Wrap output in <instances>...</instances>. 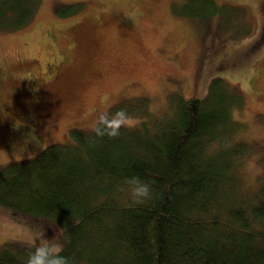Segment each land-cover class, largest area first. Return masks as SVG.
<instances>
[{"label": "trees", "instance_id": "trees-1", "mask_svg": "<svg viewBox=\"0 0 264 264\" xmlns=\"http://www.w3.org/2000/svg\"><path fill=\"white\" fill-rule=\"evenodd\" d=\"M40 1L0 0V30L29 22ZM235 1V10L262 17L258 33L228 53L208 43V72L247 67L264 47V0ZM208 2L212 11L215 0ZM49 52L42 57L54 72L63 56ZM5 63L0 57V81ZM214 84L212 77L203 97L179 96L170 114L139 120L126 111L138 122L115 138L70 128L68 141L1 165L0 205L60 225L61 255L70 264H264V174L255 185L246 182L249 145L234 138L228 95ZM119 103L103 113H115ZM37 122L18 124L16 134L39 133ZM131 177L150 185L151 199L132 200ZM31 251L3 242L0 264H25Z\"/></svg>", "mask_w": 264, "mask_h": 264}, {"label": "rangeland", "instance_id": "rangeland-1", "mask_svg": "<svg viewBox=\"0 0 264 264\" xmlns=\"http://www.w3.org/2000/svg\"><path fill=\"white\" fill-rule=\"evenodd\" d=\"M215 3L210 11L208 0H41L29 22L1 29L7 76L0 84V166L68 141L70 128H92L122 100L118 107L139 120L170 114L179 96L203 97L213 77L215 91H225L232 106L234 138L249 145L244 177L255 185L264 174V47L247 67L208 72V43L228 53L258 29L255 15L232 8L235 0ZM43 27L52 43L40 34ZM49 51L59 52V61L63 56L54 72L43 58ZM34 119L37 145L29 134H16L18 124ZM41 227L46 239L62 241L57 223L0 205V245H29Z\"/></svg>", "mask_w": 264, "mask_h": 264}, {"label": "clouds", "instance_id": "clouds-1", "mask_svg": "<svg viewBox=\"0 0 264 264\" xmlns=\"http://www.w3.org/2000/svg\"><path fill=\"white\" fill-rule=\"evenodd\" d=\"M138 121L129 116L124 109H118L115 113H101L93 125V132L98 137L108 136L115 138L120 135L121 128H131ZM130 185V195L135 203H143L151 199V187L139 177H131L126 180ZM76 223V221H74ZM43 228L32 233L27 243L32 248L25 264H70L68 257L62 256L63 245L53 239H46Z\"/></svg>", "mask_w": 264, "mask_h": 264}, {"label": "flooded vegetation", "instance_id": "flooded-vegetation-1", "mask_svg": "<svg viewBox=\"0 0 264 264\" xmlns=\"http://www.w3.org/2000/svg\"><path fill=\"white\" fill-rule=\"evenodd\" d=\"M258 24H259V22H261V20H262V17L260 18V15H259V17H258ZM258 27H260L259 25H258ZM257 33H258V31L256 32V34L254 35V37H256V35H257ZM222 55H220L219 57H217V59H216V62H218V61H220V60H222ZM4 78H2L1 79V81L3 80ZM0 81V82H1ZM29 133V135L31 136V139H30V141H28V142H35V141H37V140H39L40 139V137H39V135L37 134V132H30V131H28Z\"/></svg>", "mask_w": 264, "mask_h": 264}, {"label": "water", "instance_id": "water-1", "mask_svg": "<svg viewBox=\"0 0 264 264\" xmlns=\"http://www.w3.org/2000/svg\"><path fill=\"white\" fill-rule=\"evenodd\" d=\"M264 4V3H263Z\"/></svg>", "mask_w": 264, "mask_h": 264}]
</instances>
